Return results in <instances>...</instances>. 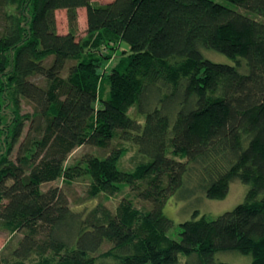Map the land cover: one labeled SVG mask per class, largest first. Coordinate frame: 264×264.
I'll use <instances>...</instances> for the list:
<instances>
[{
  "label": "trees",
  "instance_id": "obj_1",
  "mask_svg": "<svg viewBox=\"0 0 264 264\" xmlns=\"http://www.w3.org/2000/svg\"><path fill=\"white\" fill-rule=\"evenodd\" d=\"M116 138L144 158L134 171L118 166L123 147L67 164ZM80 178L91 197L124 185L150 208L76 211L62 187L42 189ZM236 180L244 202L168 236L172 196L194 182L224 198ZM0 229L21 235L0 264H264V0H0Z\"/></svg>",
  "mask_w": 264,
  "mask_h": 264
},
{
  "label": "rangeland",
  "instance_id": "obj_2",
  "mask_svg": "<svg viewBox=\"0 0 264 264\" xmlns=\"http://www.w3.org/2000/svg\"><path fill=\"white\" fill-rule=\"evenodd\" d=\"M105 1V0H102ZM65 12H57V24L59 32H64L69 29L68 18L65 20ZM67 22V23H66ZM79 23V32L84 34L85 29ZM109 47L111 45L109 44ZM109 53L115 57L118 53L115 50L108 48ZM205 56L213 61L221 63H232L225 55L215 51L206 50ZM40 84L43 80L37 79ZM31 109L26 106V110ZM123 147L126 152L121 156L118 166L125 171H134L138 164L144 161V158L138 153L137 147L130 142H124L116 138L109 147L100 148L92 145H84L76 149L68 159L67 164L73 165L78 162L84 155L93 154L99 157H105L109 154L112 148ZM90 180L88 178H80L72 183H66L63 179H58L53 182L43 184L42 189L47 190L50 187H62L67 193L70 201V206L76 211L88 210L99 203L106 205L112 211H116L119 204L124 200H131L133 205L139 209L147 210L150 204L136 197L135 192L128 186H122L119 193L112 196L101 194L96 197L89 195ZM248 191V185L240 181H233L230 185L229 193L224 198H207L203 192L198 190L194 182L186 185L179 195L172 196L164 208V213L167 217L173 220L174 225L168 231V236L173 239L180 238V224L186 220L193 218L195 212H199V217L204 215L207 219H214L220 214L232 210L235 206L245 201ZM21 235H12L0 229V249L4 252L9 245H15ZM191 259L184 254L179 255V264H186ZM217 259L229 264H249L252 261L251 256L242 255L233 252H222L217 254Z\"/></svg>",
  "mask_w": 264,
  "mask_h": 264
},
{
  "label": "crops",
  "instance_id": "obj_3",
  "mask_svg": "<svg viewBox=\"0 0 264 264\" xmlns=\"http://www.w3.org/2000/svg\"><path fill=\"white\" fill-rule=\"evenodd\" d=\"M94 1H96V2H99V3H101V4H105V3H108V2H111V1H113V0H105V1H102V0H94ZM58 11H63V12H65L64 13V15H65V20L67 21V10L66 9H60V10H58ZM57 11V12H58ZM78 13H79V23L80 22H82V19H83V22L85 23L84 25H83V28L84 29H86V26H87V10H86V8L85 7H80L79 9H78ZM68 22V21H67ZM66 22V23H67ZM68 32V30H66V31H64V32H62V33H67ZM116 51V50H115Z\"/></svg>",
  "mask_w": 264,
  "mask_h": 264
}]
</instances>
